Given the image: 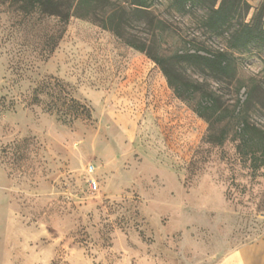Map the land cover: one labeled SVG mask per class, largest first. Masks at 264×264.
<instances>
[{
	"label": "rangeland",
	"instance_id": "obj_1",
	"mask_svg": "<svg viewBox=\"0 0 264 264\" xmlns=\"http://www.w3.org/2000/svg\"><path fill=\"white\" fill-rule=\"evenodd\" d=\"M158 1L165 55L194 40L224 46L201 11ZM129 31L152 35L143 23ZM234 57L236 80L181 69L219 96L226 119L211 128L195 111L201 94L178 97L113 32L0 0V264H222L239 252L264 264V165L233 121L264 130V52ZM70 98L87 115L74 118Z\"/></svg>",
	"mask_w": 264,
	"mask_h": 264
},
{
	"label": "trees",
	"instance_id": "obj_2",
	"mask_svg": "<svg viewBox=\"0 0 264 264\" xmlns=\"http://www.w3.org/2000/svg\"><path fill=\"white\" fill-rule=\"evenodd\" d=\"M8 1L19 4V8L25 12L40 11L47 15L58 16L62 21H68L72 16H76L91 20L113 32L128 45L153 59L178 97L191 101L201 94V102L197 104L195 111L209 123L211 128L226 119L225 112L221 110L219 96L213 91L200 93L203 91L202 84L187 79L181 69L185 66H193L210 71L215 77L234 80L237 71L235 53H245L252 48L264 52V1L254 7L249 0H165L168 9L177 14L191 15L201 11V27L210 35L224 41L222 48L211 50L205 43L194 40L196 43L193 47L194 51L177 50L171 56L165 55L162 50L165 28L154 14L158 0ZM135 22L149 27L152 31L149 40H143L129 31ZM240 89L241 85L238 84V92ZM70 102L82 108V112L74 113V118L87 115L85 112L87 108L84 105L74 98H70ZM233 121L242 145L251 151L252 165L255 168L263 166L264 130L251 124L240 114L234 116ZM225 136L226 132L222 131L218 141L222 143ZM261 157L263 162H257Z\"/></svg>",
	"mask_w": 264,
	"mask_h": 264
},
{
	"label": "crops",
	"instance_id": "obj_3",
	"mask_svg": "<svg viewBox=\"0 0 264 264\" xmlns=\"http://www.w3.org/2000/svg\"><path fill=\"white\" fill-rule=\"evenodd\" d=\"M255 3L263 2L264 0H254ZM252 4V3H251ZM255 5V4H252ZM222 264H248V260L245 258V254L242 253H236L233 256H230L226 258Z\"/></svg>",
	"mask_w": 264,
	"mask_h": 264
},
{
	"label": "built area",
	"instance_id": "obj_4",
	"mask_svg": "<svg viewBox=\"0 0 264 264\" xmlns=\"http://www.w3.org/2000/svg\"><path fill=\"white\" fill-rule=\"evenodd\" d=\"M87 172H88V174L92 175L93 172H94V167H93L92 165L88 166V168H87ZM88 182H89V184H90L91 189L95 190L96 187H97L95 179L91 176V177L88 179Z\"/></svg>",
	"mask_w": 264,
	"mask_h": 264
}]
</instances>
